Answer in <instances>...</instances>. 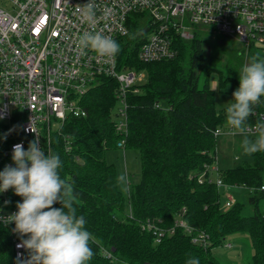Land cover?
<instances>
[{
  "label": "trees",
  "instance_id": "1",
  "mask_svg": "<svg viewBox=\"0 0 264 264\" xmlns=\"http://www.w3.org/2000/svg\"><path fill=\"white\" fill-rule=\"evenodd\" d=\"M129 29L127 36L117 40L118 65L145 71L147 79L137 85V92L127 93L126 135L114 127L116 83L110 78H102L81 97L84 116L67 118L60 133L51 134V154H58L62 162L61 178L73 183L78 215L84 216L85 227L94 237L90 242L94 255L88 264H113V260L126 264H188L193 258L199 264H218L213 249L232 234L247 235L252 264H264V216L258 208L264 198L259 190L264 152L252 155L251 165L219 169L224 185L249 189L254 211L250 216L240 215L237 201L222 210L219 187L199 183L194 175L203 164L215 162L214 132L222 127V115L215 110L214 89L208 80L210 72H220L217 55L205 59L204 38L197 31L190 42L175 38L177 53L172 59L141 62L137 55L145 30L139 29L136 21L129 23ZM246 53L244 49L236 52L239 69ZM226 68L232 72L235 67ZM225 80L228 78L219 81ZM262 115L264 97L254 106L246 125L264 123ZM6 129L0 122V171L5 167L4 150L13 138L21 136L19 131L14 137L8 136ZM122 137L124 148L138 150L141 165L140 179L130 186L127 196L117 186L113 164L105 160V152L118 148ZM178 217L192 227L191 232L175 224ZM146 220L163 229L174 228L173 233H165L156 242L151 231L140 227ZM8 231L0 225V264L13 262ZM197 231L208 234L207 246L191 241Z\"/></svg>",
  "mask_w": 264,
  "mask_h": 264
},
{
  "label": "built area",
  "instance_id": "2",
  "mask_svg": "<svg viewBox=\"0 0 264 264\" xmlns=\"http://www.w3.org/2000/svg\"><path fill=\"white\" fill-rule=\"evenodd\" d=\"M88 2L0 0V122L7 126L8 136L14 137L17 131L21 135L4 150L5 166H15L14 145L23 143L27 150L37 135L39 146L51 154V134L60 133L67 118L85 115L81 97L102 78L116 83L114 127L126 135V96L129 91L137 92L143 75L119 66L117 57L108 60L88 49L80 51L79 38L85 33L100 32L117 42L129 34V23L136 21L145 30L137 55L141 62L172 59L177 53L175 38L190 42L200 29H214L246 49L264 48V0H93L94 24L83 22L76 8ZM247 128V133H257L255 125ZM214 133L219 135L220 130ZM124 141L122 137L117 142L119 149L124 148ZM194 175L199 183L224 185L215 162L203 164ZM259 190L264 192V183ZM21 202L14 190L0 193V216L16 212V204ZM234 202L230 193L225 194L223 210ZM175 224L192 230L180 217ZM0 225L9 230L12 264H24L29 253L17 245L27 237L15 233L14 224ZM140 227L151 231L156 242L174 229H163L151 220ZM191 241L205 247L209 236L197 231ZM225 246L230 248L229 243Z\"/></svg>",
  "mask_w": 264,
  "mask_h": 264
},
{
  "label": "clouds",
  "instance_id": "3",
  "mask_svg": "<svg viewBox=\"0 0 264 264\" xmlns=\"http://www.w3.org/2000/svg\"><path fill=\"white\" fill-rule=\"evenodd\" d=\"M76 8L83 22H96L93 0ZM78 49L82 52L88 49L102 58L112 60L120 51V46L109 36L89 32L79 38ZM262 97L264 56L254 54L250 62L242 67L239 88L233 93V99L227 103L226 108V124L232 134L244 136L241 147L247 156L264 152V123L255 125L258 133L255 140L248 138L246 125L254 106L261 103ZM12 163L14 167L5 166L0 171V193L14 190L22 202L16 204V212L0 216V223L14 224L13 231L21 238L27 237L17 245L29 253L24 264H88L94 255L90 247L94 237L85 227L84 216L78 215V196L73 183L67 178H61L60 156L45 154V150L39 146L37 135L27 150L23 143L13 146ZM116 182L122 192L129 191L131 181L126 172L119 174ZM56 204L61 206L56 208ZM188 264H199V261L193 258Z\"/></svg>",
  "mask_w": 264,
  "mask_h": 264
},
{
  "label": "rangeland",
  "instance_id": "4",
  "mask_svg": "<svg viewBox=\"0 0 264 264\" xmlns=\"http://www.w3.org/2000/svg\"><path fill=\"white\" fill-rule=\"evenodd\" d=\"M198 33L204 38L203 47L205 50V59L214 57V54H216V58L219 60L216 68H218L220 72L212 71L208 76L209 85L214 89L215 110L222 115V127L219 129L220 134L216 137L214 147L215 163L220 170L251 165L253 162L252 157L245 155L241 147L244 136L241 134H232V130L226 124V108L228 106L227 103L233 99V93L239 88L235 81L239 82V73L241 72L242 67L250 62V58L254 54L264 56V48L253 47L248 51L238 40L224 36L214 29H200L198 30ZM239 49H244V53L247 52L246 56L243 55L240 69L237 66L239 65V60L236 58V52ZM226 65L234 66L235 68L231 72L226 70ZM138 72L143 75L142 81L140 82V84H142L146 81L147 74L145 71ZM204 74L205 73L201 76L200 83L204 78ZM225 78H228V80L220 83L219 80ZM113 120H115L114 116ZM257 135L258 133H247L250 140L253 137H257ZM105 160L107 163L113 164L116 177L119 174L126 172L131 181V185H134L139 181L141 165L137 149L109 148L105 152ZM261 181L264 183V172L262 173ZM118 188L120 190L119 186ZM218 191L220 193V208L222 210L224 209L223 204L225 201V194L230 193L235 201L241 204V216H250L253 214V206L249 203V189L247 187L243 185H223L219 187ZM122 193L124 196H127V193ZM258 208L264 216V198L259 201ZM126 209L128 212V208ZM226 243L230 244V248L225 246ZM212 254L216 257L218 264H252V248L250 246L249 238L245 234H232L227 236L224 239L223 245L214 248ZM113 264L126 263L113 260Z\"/></svg>",
  "mask_w": 264,
  "mask_h": 264
}]
</instances>
